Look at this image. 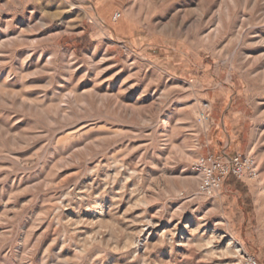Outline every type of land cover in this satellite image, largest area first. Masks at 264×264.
Returning a JSON list of instances; mask_svg holds the SVG:
<instances>
[{
    "label": "rangeland",
    "instance_id": "obj_1",
    "mask_svg": "<svg viewBox=\"0 0 264 264\" xmlns=\"http://www.w3.org/2000/svg\"><path fill=\"white\" fill-rule=\"evenodd\" d=\"M0 45V264H264V0H0Z\"/></svg>",
    "mask_w": 264,
    "mask_h": 264
},
{
    "label": "built area",
    "instance_id": "obj_2",
    "mask_svg": "<svg viewBox=\"0 0 264 264\" xmlns=\"http://www.w3.org/2000/svg\"><path fill=\"white\" fill-rule=\"evenodd\" d=\"M196 167L201 175L198 192L205 195H215L221 191L230 177L238 180H253L258 177L259 166L251 154L235 153L226 154L209 153L198 158ZM242 264H259L255 254L243 252Z\"/></svg>",
    "mask_w": 264,
    "mask_h": 264
},
{
    "label": "crops",
    "instance_id": "obj_3",
    "mask_svg": "<svg viewBox=\"0 0 264 264\" xmlns=\"http://www.w3.org/2000/svg\"><path fill=\"white\" fill-rule=\"evenodd\" d=\"M231 148V146H227V149H230ZM228 156H231V155H234V153H230L229 152V150H226V152H225Z\"/></svg>",
    "mask_w": 264,
    "mask_h": 264
},
{
    "label": "bare ground",
    "instance_id": "obj_4",
    "mask_svg": "<svg viewBox=\"0 0 264 264\" xmlns=\"http://www.w3.org/2000/svg\"><path fill=\"white\" fill-rule=\"evenodd\" d=\"M1 46V45H0ZM138 246H140V243L138 244Z\"/></svg>",
    "mask_w": 264,
    "mask_h": 264
}]
</instances>
